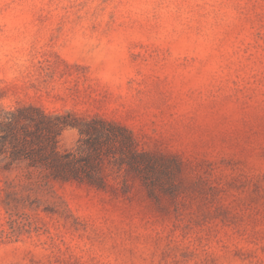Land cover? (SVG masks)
Here are the masks:
<instances>
[{"label": "rangeland", "instance_id": "rangeland-1", "mask_svg": "<svg viewBox=\"0 0 264 264\" xmlns=\"http://www.w3.org/2000/svg\"><path fill=\"white\" fill-rule=\"evenodd\" d=\"M26 106L123 126L155 168L0 170V264H264V0H0V117Z\"/></svg>", "mask_w": 264, "mask_h": 264}, {"label": "trees", "instance_id": "trees-1", "mask_svg": "<svg viewBox=\"0 0 264 264\" xmlns=\"http://www.w3.org/2000/svg\"><path fill=\"white\" fill-rule=\"evenodd\" d=\"M67 127L77 129L80 138L75 149L61 151L59 141ZM103 157L129 170L155 168L153 158L138 150L125 127L103 119L81 122L70 113L51 115L35 106L0 117L1 171L24 168L27 176L37 171L42 184L77 182L103 189Z\"/></svg>", "mask_w": 264, "mask_h": 264}]
</instances>
